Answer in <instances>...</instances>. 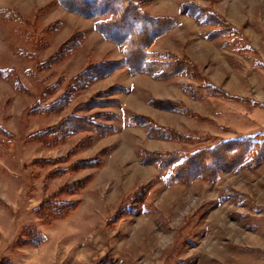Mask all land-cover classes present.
Wrapping results in <instances>:
<instances>
[{"label": "rangeland", "instance_id": "rangeland-1", "mask_svg": "<svg viewBox=\"0 0 264 264\" xmlns=\"http://www.w3.org/2000/svg\"><path fill=\"white\" fill-rule=\"evenodd\" d=\"M141 1L153 13L185 1L217 8L243 32L250 51L207 41V26L178 14L176 30L149 47L188 51L232 98L194 100L183 87L201 84L190 77L161 81L121 67L71 91L59 112L39 114L33 108L50 106L90 65L121 61L122 47L96 31V19L56 0H0L15 16L0 14V126L9 134L0 135V264H264V161L189 183H170L157 163L142 162L145 152L191 154L264 137V0ZM73 36L79 45L45 65ZM88 100L97 106L77 109ZM154 100L179 101L185 111ZM105 113L114 118L96 115ZM72 115L114 132L34 136ZM135 116L191 138L152 137V124ZM54 202L74 206L56 217Z\"/></svg>", "mask_w": 264, "mask_h": 264}, {"label": "trees", "instance_id": "trees-1", "mask_svg": "<svg viewBox=\"0 0 264 264\" xmlns=\"http://www.w3.org/2000/svg\"><path fill=\"white\" fill-rule=\"evenodd\" d=\"M64 9L81 17L96 19L95 29L107 41L122 47L123 58L121 61L102 62L92 64L84 71L74 76L70 81L65 93L61 95L50 106L33 108V111L43 114L57 113L71 100V91L86 88L98 78L123 67L131 75L145 74L158 80H172L179 76L190 77L201 85L188 84L184 86V92L194 100L207 97L220 96L232 98L227 92L212 84L197 65L186 56H177L168 52H153L149 49L161 36L173 30L177 26L174 17H154L142 10L141 0H56ZM179 13L199 21L209 27L211 31L206 39L208 41L222 39L226 47L238 48L240 51H250L251 47L241 30L233 26L222 17L215 8H204L198 3L185 1L179 7ZM6 20H13V12L0 10ZM76 36L71 37L63 43L59 50L45 65H50L64 58L79 45L80 39L75 41ZM53 61V62H52ZM6 73L0 70V76ZM7 76V75H6ZM5 77V76H4ZM18 89V85H15ZM98 102L88 100L77 109H88L97 106ZM154 106L162 109L185 111L183 104L179 101H152ZM91 108V109H92ZM103 119L114 118L113 114H96ZM132 120L149 122L146 117L135 116ZM139 122V124H142ZM134 124V122H133ZM152 124V123H150ZM81 131H93L98 135H109L114 132V127L101 125L94 121L93 117L70 116L63 118L57 125L36 133L39 137H57L64 139ZM149 135L173 141L190 140L191 137L175 132L168 127H159L152 124ZM0 135H9L0 126ZM264 161V137L255 135L253 137H241L218 141L214 146L190 153L187 152H149L144 153L143 161L147 164L157 163L159 170L169 174L168 181L171 183H189L198 177L208 181H215L217 176L224 171L240 169L242 167L255 168ZM56 217L68 215L74 204L54 202ZM51 216V215H50ZM48 217V215L46 217Z\"/></svg>", "mask_w": 264, "mask_h": 264}, {"label": "crops", "instance_id": "crops-1", "mask_svg": "<svg viewBox=\"0 0 264 264\" xmlns=\"http://www.w3.org/2000/svg\"><path fill=\"white\" fill-rule=\"evenodd\" d=\"M190 2H192V1H190ZM183 3V2H182ZM182 3H180V5L182 4ZM180 5H178L176 8H175V11L176 12H173V10H171L170 8H168V7H165L164 8V10L165 11H163V12H159V13H153V12H150V11H145L146 13H148V14H150L151 16H154V17H160V16H169V17H174V18H176L177 17V15L179 14L180 15V13H179V7H180ZM141 8H142V6H141ZM142 10L144 11V9L142 8ZM216 11L218 12V10H217V8H216ZM219 13V12H218ZM220 14V13H219ZM222 17H224L226 20H228L227 19V17L225 16V15H222V14H220ZM186 16V15H185ZM176 20V22H177V26L175 27V28H173V30H171V31H169L168 33H166L165 35H163V36H161V38H159V39H157L156 41H155V43H157V42H159L161 39H163L162 41H164V40H166L172 33H173V31L174 30H176V28L178 27V25H179V20L176 18L175 19ZM229 21V20H228ZM208 29H209V32L211 31V29L209 28V27H207ZM208 32V33H209ZM208 33H207V35H208ZM207 37V36H206ZM207 40V39H206ZM218 40V39H217ZM208 41V40H207ZM212 41H214V40H212ZM211 41V42H212ZM155 43H153V44H155ZM163 47L164 48H166V49H161V50H156V52H168V53H171V54H175V55H177V56H179V57H181V56H186V57H189V59L190 60H192L196 65H197V67L199 68V69H201L200 67H199V64H197V61L195 60V59H193V57L188 53V51H186V50H174V51H172L171 50V48L170 47H168V46H166L165 44L163 45ZM209 80V79H208Z\"/></svg>", "mask_w": 264, "mask_h": 264}]
</instances>
